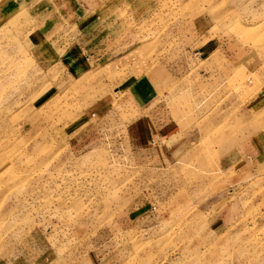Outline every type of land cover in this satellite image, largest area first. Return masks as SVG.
I'll return each mask as SVG.
<instances>
[{"label":"rangeland","instance_id":"obj_1","mask_svg":"<svg viewBox=\"0 0 264 264\" xmlns=\"http://www.w3.org/2000/svg\"><path fill=\"white\" fill-rule=\"evenodd\" d=\"M0 264H264V0H0Z\"/></svg>","mask_w":264,"mask_h":264},{"label":"crops","instance_id":"obj_2","mask_svg":"<svg viewBox=\"0 0 264 264\" xmlns=\"http://www.w3.org/2000/svg\"><path fill=\"white\" fill-rule=\"evenodd\" d=\"M141 80L137 81L132 86V89L136 92L137 97L141 95L143 98L144 84H142ZM180 132L179 126L172 118L164 122L157 129H154L148 141L140 149L144 164L159 166L167 161H173L178 154L180 146Z\"/></svg>","mask_w":264,"mask_h":264}]
</instances>
